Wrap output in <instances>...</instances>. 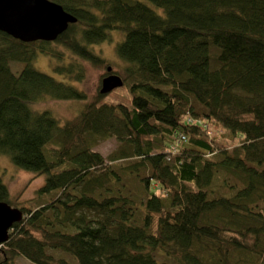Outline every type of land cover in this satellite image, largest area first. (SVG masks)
<instances>
[{
	"label": "trees",
	"instance_id": "16d2710c",
	"mask_svg": "<svg viewBox=\"0 0 264 264\" xmlns=\"http://www.w3.org/2000/svg\"><path fill=\"white\" fill-rule=\"evenodd\" d=\"M52 1L77 17L55 40L0 31V155L45 176L31 207L0 167L22 212L0 264H264V0ZM113 31L121 87L65 121L34 106L85 101L75 83Z\"/></svg>",
	"mask_w": 264,
	"mask_h": 264
},
{
	"label": "rangeland",
	"instance_id": "374dc122",
	"mask_svg": "<svg viewBox=\"0 0 264 264\" xmlns=\"http://www.w3.org/2000/svg\"><path fill=\"white\" fill-rule=\"evenodd\" d=\"M157 11L159 13L162 12L159 8H157ZM112 35V39H114V41L112 40L110 42H103L99 45L93 46L92 49L97 55L106 60V65H110L116 74L123 77V68L125 66V63L121 59H119L115 51L116 43L119 39L122 38V33L119 31H113ZM49 46L51 48H55L59 52H63V56L67 58L66 60L74 59V56L69 51L60 46V44L51 43L49 44ZM216 52L217 51L215 49H211L210 51L212 56H214ZM54 64H56V60L43 54H39L34 62V66L39 71L45 72L49 75H53L56 79H60V76L55 74L52 70V66ZM19 65L22 64L11 62V68L13 69V71L17 72L20 69ZM84 72V78L81 80V82L75 84L86 95L85 101L57 100L48 97L43 102L34 106L38 109L50 110L55 116L59 118L60 121H65L67 119H72L73 117H75L79 113V111L84 108V105L92 102L98 95L99 88L101 86V79L105 75L106 70L105 68L99 69L85 62ZM116 145L117 142L114 138L108 139L106 141L99 140L92 150L99 152L103 156H107L115 149ZM6 160H8L11 165L10 170L6 169V166L8 165ZM0 167H2L4 171H6V175H11V177H8L7 186L10 190V196L12 199L19 198V202L27 201L28 203L26 204L31 207H36L35 205H37L38 202L41 203V201H39L40 199H33V196L44 183V175L33 177L32 172L26 170H21L20 172V170L17 169V167L11 162L9 157L7 155L4 156V154L0 155ZM8 168L10 167L8 166ZM4 181L3 183H5ZM66 257L72 263H74V260L69 255H66ZM17 261L19 264H31L29 260L22 256H20Z\"/></svg>",
	"mask_w": 264,
	"mask_h": 264
},
{
	"label": "water",
	"instance_id": "95a60500",
	"mask_svg": "<svg viewBox=\"0 0 264 264\" xmlns=\"http://www.w3.org/2000/svg\"><path fill=\"white\" fill-rule=\"evenodd\" d=\"M76 21L75 15L52 0H0V31L24 42L53 41ZM106 71L99 89L101 94L123 85V79L112 73L111 66ZM21 218L20 209L0 202V244L7 240L12 224Z\"/></svg>",
	"mask_w": 264,
	"mask_h": 264
},
{
	"label": "crops",
	"instance_id": "0c3cea01",
	"mask_svg": "<svg viewBox=\"0 0 264 264\" xmlns=\"http://www.w3.org/2000/svg\"><path fill=\"white\" fill-rule=\"evenodd\" d=\"M107 66H110V65L107 64ZM107 66H106V67H107ZM106 67H105V70H106ZM112 73H115V72L113 71V69H112ZM107 74H108V73H107V71H106V73H105L104 76H106ZM104 76H103V77H104ZM119 76H120V75H119ZM103 77H102V78H103ZM121 78L123 79L122 76H121ZM101 80H102V79H101ZM123 83H124V81H123ZM118 88H119V87H118ZM99 89H100V88H99ZM115 89H116V88H115ZM113 90H114V89H113ZM106 94H107V93H106Z\"/></svg>",
	"mask_w": 264,
	"mask_h": 264
}]
</instances>
